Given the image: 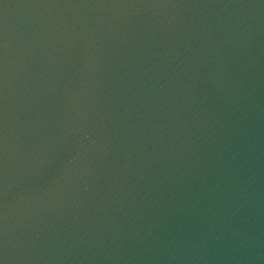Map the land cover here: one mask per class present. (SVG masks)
Wrapping results in <instances>:
<instances>
[{
  "label": "water",
  "instance_id": "obj_1",
  "mask_svg": "<svg viewBox=\"0 0 264 264\" xmlns=\"http://www.w3.org/2000/svg\"><path fill=\"white\" fill-rule=\"evenodd\" d=\"M0 264H264V0H0Z\"/></svg>",
  "mask_w": 264,
  "mask_h": 264
}]
</instances>
